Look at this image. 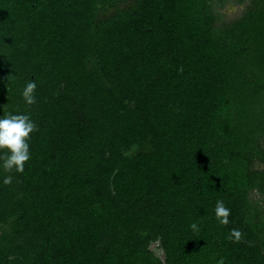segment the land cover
<instances>
[{
  "label": "trees",
  "instance_id": "16d2710c",
  "mask_svg": "<svg viewBox=\"0 0 264 264\" xmlns=\"http://www.w3.org/2000/svg\"><path fill=\"white\" fill-rule=\"evenodd\" d=\"M221 3L0 0V116L36 125L0 264H264V0Z\"/></svg>",
  "mask_w": 264,
  "mask_h": 264
},
{
  "label": "clouds",
  "instance_id": "9594fccd",
  "mask_svg": "<svg viewBox=\"0 0 264 264\" xmlns=\"http://www.w3.org/2000/svg\"><path fill=\"white\" fill-rule=\"evenodd\" d=\"M37 84L30 80L24 87L21 95L27 104L35 103L34 92ZM36 130L35 123L27 114H8L0 116V150H7V155L3 159V168L7 171L15 170L18 173L24 171L25 162L31 158L29 151L30 133ZM11 177H4V184H11ZM231 210L225 207L224 202L218 200L215 207V216L222 225L229 224ZM193 230H198L194 223L191 225ZM241 232L238 229L231 230V236L234 240L241 239Z\"/></svg>",
  "mask_w": 264,
  "mask_h": 264
},
{
  "label": "rangeland",
  "instance_id": "374dc122",
  "mask_svg": "<svg viewBox=\"0 0 264 264\" xmlns=\"http://www.w3.org/2000/svg\"><path fill=\"white\" fill-rule=\"evenodd\" d=\"M244 9V5H235L233 0H222L221 13L225 21H230L238 18ZM161 253V252H160Z\"/></svg>",
  "mask_w": 264,
  "mask_h": 264
},
{
  "label": "flooded vegetation",
  "instance_id": "af4514ba",
  "mask_svg": "<svg viewBox=\"0 0 264 264\" xmlns=\"http://www.w3.org/2000/svg\"><path fill=\"white\" fill-rule=\"evenodd\" d=\"M239 5H244V4H239ZM245 6V5H244Z\"/></svg>",
  "mask_w": 264,
  "mask_h": 264
},
{
  "label": "water",
  "instance_id": "95a60500",
  "mask_svg": "<svg viewBox=\"0 0 264 264\" xmlns=\"http://www.w3.org/2000/svg\"><path fill=\"white\" fill-rule=\"evenodd\" d=\"M162 260H163V258H162Z\"/></svg>",
  "mask_w": 264,
  "mask_h": 264
}]
</instances>
